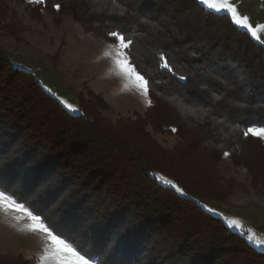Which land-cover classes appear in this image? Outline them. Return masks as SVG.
Here are the masks:
<instances>
[{
	"label": "trees",
	"instance_id": "1",
	"mask_svg": "<svg viewBox=\"0 0 264 264\" xmlns=\"http://www.w3.org/2000/svg\"><path fill=\"white\" fill-rule=\"evenodd\" d=\"M14 1H28L32 19L42 11L56 21L69 16L110 42L108 31L126 30L129 59L148 80L149 105L111 121L102 115L110 111L105 100L90 91L76 96L80 112L70 113L0 52V189L37 205L68 243L100 264H264L263 252L179 181V143L164 148L154 136L175 129L182 141L181 125L193 114L206 127L192 150L208 145L215 157L238 163L250 139L245 130L264 128V46L197 0ZM10 2L0 0V33L19 41ZM160 54L174 71L160 67ZM34 261L0 255V264Z\"/></svg>",
	"mask_w": 264,
	"mask_h": 264
},
{
	"label": "rangeland",
	"instance_id": "2",
	"mask_svg": "<svg viewBox=\"0 0 264 264\" xmlns=\"http://www.w3.org/2000/svg\"><path fill=\"white\" fill-rule=\"evenodd\" d=\"M27 2H10V9L16 14L19 41L0 33V52L15 67L31 73L43 90L70 113L80 112L76 96L86 98L90 91L105 100L110 111L102 115L111 121L146 109L148 94L144 95L113 62L109 45L115 41L83 31L69 16L56 21L53 15L42 11L38 19H32L24 10ZM229 3L249 18V23L257 28V36L233 24L264 46V28L259 27L264 26L262 0H229ZM207 10L227 14L231 19V13L226 10ZM165 111L174 114L173 108L167 107ZM192 118L193 114L188 113L187 122L181 125L182 141L175 139L174 129L168 133V128L155 134V138L168 149L179 143L183 151H180L183 173L179 181L197 203L264 253V138L247 135L250 139L240 146L238 163L227 154L217 158L208 145L198 144L192 150L191 142L206 127ZM158 180L175 187L169 178L158 176ZM18 215L21 213L0 208V255L20 254L35 258V264H52L51 260L42 259L47 255L50 241L45 234L29 230L26 225L30 221L18 220Z\"/></svg>",
	"mask_w": 264,
	"mask_h": 264
},
{
	"label": "snow or ice",
	"instance_id": "3",
	"mask_svg": "<svg viewBox=\"0 0 264 264\" xmlns=\"http://www.w3.org/2000/svg\"><path fill=\"white\" fill-rule=\"evenodd\" d=\"M32 2V0H30ZM39 3L40 0H35ZM201 5H206L208 9H214L217 12L226 10L231 13V19L236 25H240L243 28H247L253 37L257 36V28H254L249 23L247 16H242L229 0H199ZM54 7L60 10V4L56 3ZM264 28V26H259ZM107 36L115 41L114 44L109 45L112 50V59L114 64L120 71L133 81L136 86L141 90L144 95L148 93V80L145 79L137 67L129 59V51L133 44L132 39L126 35V30L114 29L107 32ZM161 61L160 67L167 69L168 71H174L166 57L163 54L159 55ZM181 80L185 77L181 76ZM175 131V129H174ZM260 136L264 138V128H257L255 126L249 127L245 130L244 135ZM171 183V181H166ZM0 208L11 209L21 215H18L16 219H27L30 221L26 227L31 231H39L45 234L46 239L50 241V247L46 249L47 255L42 259L51 260L52 264H100V261L93 253H85L82 250L78 251L76 247L68 243L67 233L62 226L51 222L48 217H43L39 214L42 210L37 206H28L24 203L18 202V200L12 195L0 189ZM35 209V210H34ZM235 222H233L234 224Z\"/></svg>",
	"mask_w": 264,
	"mask_h": 264
}]
</instances>
